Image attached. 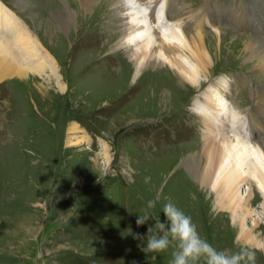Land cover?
<instances>
[{"label":"rangeland","instance_id":"rangeland-1","mask_svg":"<svg viewBox=\"0 0 264 264\" xmlns=\"http://www.w3.org/2000/svg\"><path fill=\"white\" fill-rule=\"evenodd\" d=\"M3 1L15 11L7 17L24 22L55 54L61 77L45 81L43 75L33 84L12 76L0 81V264H170L171 249L144 250L147 229L155 220L136 223L147 201L157 195L160 200L152 214L161 222L167 219L163 204L171 201L193 218L201 236L217 250H254L256 264H264V252L239 242L231 214L215 212V203L187 164L191 155L202 154L208 137L203 115L194 105V100L207 96L209 107L224 103V96L231 109L232 100L244 124L250 120L253 142L264 144V74L250 62L259 45L255 39L264 37V2L173 3L179 12H225L222 19L213 17L211 27L202 28L207 20L199 13L186 18L202 19L198 26L212 51L210 68L200 75L202 84L190 86L178 82L177 72L165 63L148 65L134 79L136 66L124 46L107 45L111 40L119 43L122 33L116 0H68L77 18L61 40L77 29L78 40L62 45L42 31L54 20L59 0H30L27 6L21 5L24 0ZM184 5L189 7L182 9ZM9 7L3 6L2 12ZM245 11L247 26L235 15ZM192 23L188 29L183 26L190 33L195 32ZM12 31L0 34L9 38L19 32ZM218 37L223 41L220 48ZM231 40L238 45L227 44ZM160 89L176 96L160 102ZM248 187L244 185L242 192L248 193ZM262 203L256 195L254 214L261 213ZM246 222L252 227L253 216ZM256 233L264 243V230Z\"/></svg>","mask_w":264,"mask_h":264},{"label":"bare ground","instance_id":"bare-ground-1","mask_svg":"<svg viewBox=\"0 0 264 264\" xmlns=\"http://www.w3.org/2000/svg\"><path fill=\"white\" fill-rule=\"evenodd\" d=\"M17 1L21 3L23 0ZM24 1L25 4L21 5L27 6L30 0ZM59 1L60 8L57 9L54 20L44 24L42 31L49 35V39H56L58 43L61 41L60 45H62L77 39L76 33L79 31L76 27L77 31L73 36L70 34L68 40H61V35L63 36V33L75 25L77 16L76 12L69 6L68 0ZM261 1L264 2V0ZM154 2L155 0H116L114 5L120 14L119 20H121L122 33L119 43L111 40L107 42L108 47L112 46V48H115V46H124L130 57L129 62H134L136 66L134 72L136 74H134V77H138L148 65L165 63L177 72L179 77L177 79L178 82L190 86H200L202 84L200 81L201 72L207 73L210 68V62H212L211 46L208 45L209 48L207 47L205 35L201 31L200 26H198L202 19L199 17V20L195 16L191 19L186 18L191 17L195 13H199L204 17V21L207 20L206 22L209 23L206 26L211 27V22L217 18L222 19L225 12L221 10L217 14H210L208 10L204 11L199 9L195 11L191 8L187 12L169 13L168 11L165 20H161L160 13L158 22H156L155 20H148V17L151 16V14H148V11ZM3 6L5 8L7 7L0 0V33L2 34L4 31L12 30L14 33L18 30L19 32L14 36H7L9 38L0 34V81L12 76L19 81H26L25 84L28 82L33 84L39 81L43 75L46 77L45 81L53 80L54 75L60 76L59 60L55 58V54L53 53L54 55H52L43 46L40 38L37 40L33 36L30 28L28 29L24 22L22 23L20 21L18 23L17 21L15 23L9 19L7 13L10 11L14 16V11L8 9V11L2 12ZM101 6H104V4H101ZM88 7L86 6L87 9ZM186 7L189 6L184 5L182 9ZM125 10H129V12L122 13ZM235 15L241 25L247 26L250 23L246 11L243 15L242 13ZM238 16L240 17L238 18ZM182 18L186 22H193L195 24L193 26L195 29L193 30L196 33H190L185 30ZM178 24H180L182 29ZM216 32L220 34L221 30H216ZM260 37L258 36L255 39V42L258 40L259 45L256 48L254 47V53L256 54L252 55L250 62L259 67V72L264 74V37H261L263 39ZM217 40L216 45L220 48L223 41L220 37ZM227 42L230 46L238 45L239 43L232 40ZM211 44L214 45L213 40ZM250 45H253V42ZM247 48L243 47L244 51H249ZM223 86V84H219V87L223 88ZM227 87L230 91L229 100H231L233 91L232 84ZM160 92L162 94L161 98H159L160 102L168 101L171 97L176 96L174 92H167L162 89H160ZM207 97L199 99L198 101L194 100V105H196V110H200L197 111V114L203 115V133L208 137L204 138L205 144L203 145L202 154L196 156L191 155V159L187 164L191 167L190 169H194L193 173L202 186V188L200 187L202 191H205L204 193L210 199L212 198L215 203V212L219 214L223 211L231 214L233 233L234 235L238 234L239 242L249 246L256 245L260 249H264V243L261 241L259 234L256 233L258 229L264 230V144L262 142L261 144L260 142H253V139L250 137L253 132L251 122L249 120L251 132L248 133L249 128L244 127L245 124L242 120L241 110L236 107L237 105L234 102H230V109L229 105L226 106V97L222 96L225 99L224 103L218 102L209 107ZM204 100H206V105L203 103ZM205 117L207 122H205ZM244 185L249 186L248 193L242 192ZM209 190L213 192L210 191L211 194H209ZM256 195L263 199L260 214H254L252 209V203ZM204 205H207V203H204ZM249 216H253L252 227L247 226L246 219Z\"/></svg>","mask_w":264,"mask_h":264},{"label":"clouds","instance_id":"clouds-1","mask_svg":"<svg viewBox=\"0 0 264 264\" xmlns=\"http://www.w3.org/2000/svg\"><path fill=\"white\" fill-rule=\"evenodd\" d=\"M160 200L159 195L147 201L142 215H139L137 225H144L150 219L155 220L154 226H149L146 237V252L163 253L171 249L170 264H256V251L242 248L239 252L229 253L217 250L200 234L198 225L190 215H187L173 202L163 204L162 211L166 222L152 214ZM144 240L145 237L138 236ZM264 251V249H261Z\"/></svg>","mask_w":264,"mask_h":264}]
</instances>
